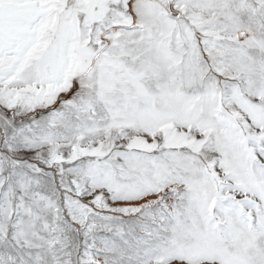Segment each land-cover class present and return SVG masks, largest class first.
Wrapping results in <instances>:
<instances>
[{
  "label": "snow or ice",
  "instance_id": "snow-or-ice-1",
  "mask_svg": "<svg viewBox=\"0 0 264 264\" xmlns=\"http://www.w3.org/2000/svg\"><path fill=\"white\" fill-rule=\"evenodd\" d=\"M0 264H264V0H0Z\"/></svg>",
  "mask_w": 264,
  "mask_h": 264
}]
</instances>
